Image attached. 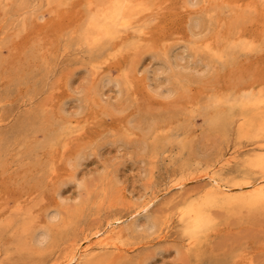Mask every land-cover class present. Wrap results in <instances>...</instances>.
I'll list each match as a JSON object with an SVG mask.
<instances>
[{
	"label": "rangeland",
	"instance_id": "374dc122",
	"mask_svg": "<svg viewBox=\"0 0 264 264\" xmlns=\"http://www.w3.org/2000/svg\"><path fill=\"white\" fill-rule=\"evenodd\" d=\"M105 1L0 0V264L64 263L74 244L107 221L131 224L149 201L125 251L101 264H264V212L213 209L198 251L178 217L208 187L192 177L226 159L236 157L220 176L231 185L264 174L243 156L264 137L208 126L225 109L211 101L264 95V0H129L141 31L109 41L113 56L78 39ZM239 41L249 47L229 54ZM55 209L49 238L32 246Z\"/></svg>",
	"mask_w": 264,
	"mask_h": 264
},
{
	"label": "bare ground",
	"instance_id": "6f19581e",
	"mask_svg": "<svg viewBox=\"0 0 264 264\" xmlns=\"http://www.w3.org/2000/svg\"><path fill=\"white\" fill-rule=\"evenodd\" d=\"M128 3H130L129 0H107L101 2L99 8L89 15L84 27L79 31L78 39L85 40L90 47L102 46L104 52L106 50L109 51L107 55L113 56L112 48L109 49L108 47L109 41L117 39L121 31L132 30L139 33L141 31L140 27L132 26L131 19L134 9ZM195 22L199 23V19H195ZM132 41L136 43L135 40ZM239 46L241 48L249 47L248 43L239 41L236 45L229 43L226 49L230 51L229 54H232L233 50L240 48ZM169 54L168 52L164 53L160 59L162 65H166V67L173 64ZM176 55L182 58V55ZM231 56L233 57L234 54ZM220 105H224L225 109L221 112L219 111L220 113L213 115V118L208 120L209 130L226 131L232 123H236L238 124V130L243 136L250 138L264 137L263 94L250 90L245 93L229 95L222 100H214L209 103L210 108H216ZM243 156H247L245 162L250 168L264 172V146L253 147L245 151ZM235 158H228L212 171L192 177L193 181L208 179L209 184L206 189L185 199L178 211L187 249L195 248V251H198L201 248L200 246L204 244L208 231L216 226L213 209H223L238 216L242 210H247L249 215L245 218L249 219H252V213L264 212V174L255 179L246 178L242 182H234L235 184L233 185L230 184V181L220 178L221 172L227 169V166ZM78 159H81V157ZM78 164L79 162L77 161L72 166L76 167ZM75 179L76 175L74 174L69 181L71 182ZM184 183L186 182H179L174 187H182ZM150 203L151 201L137 207L128 215L129 220L134 219L131 224L125 223L126 220L124 221L121 218L105 221L106 223H103L91 235L74 244L66 262L60 264H73L77 261V264H82L83 261L85 262L84 264H101L108 261L114 254L124 252L123 239L125 233L128 236H132L137 231L136 220L138 219L136 218L147 212ZM52 212L54 213L52 215L50 212H46L48 221L44 225L33 229L31 240L30 242L28 241L32 246L41 245L49 238L51 222L56 219L58 214L57 209ZM120 221H122L121 225H118ZM153 227H156V224L151 221L149 225H146V228L144 227V232L147 234V231H150L149 229ZM125 253L124 256H126ZM214 263L231 264L228 259H219Z\"/></svg>",
	"mask_w": 264,
	"mask_h": 264
}]
</instances>
